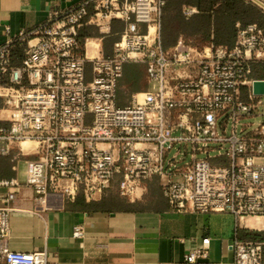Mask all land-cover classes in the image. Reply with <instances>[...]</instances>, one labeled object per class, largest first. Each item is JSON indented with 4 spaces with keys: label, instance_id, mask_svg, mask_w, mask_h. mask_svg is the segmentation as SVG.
<instances>
[{
    "label": "built area",
    "instance_id": "obj_1",
    "mask_svg": "<svg viewBox=\"0 0 264 264\" xmlns=\"http://www.w3.org/2000/svg\"><path fill=\"white\" fill-rule=\"evenodd\" d=\"M165 4L86 0L15 34L7 26L0 43V157L15 150L28 154L25 185L46 209L51 196L73 202L82 193L88 203L100 201L117 177L119 194L136 202L147 182L158 179L177 213H226L237 228L250 230L249 219L263 226L264 94L254 92V83L264 78L254 77L253 64L264 63V29L241 28L232 48L197 47L181 37L166 50ZM115 22L125 29L105 56L103 39ZM88 26L100 36L87 38L80 50L79 35ZM91 41L96 48L88 55ZM18 47L23 54L15 64ZM127 63L144 64L152 87L119 108L117 86ZM20 186L17 179L0 181L7 189L0 206V264H52L46 250L10 249V204ZM73 236L84 239L83 228L75 227ZM230 248L233 264H263L264 242L236 235ZM210 249L205 237L182 261L164 264H213Z\"/></svg>",
    "mask_w": 264,
    "mask_h": 264
},
{
    "label": "crops",
    "instance_id": "obj_2",
    "mask_svg": "<svg viewBox=\"0 0 264 264\" xmlns=\"http://www.w3.org/2000/svg\"><path fill=\"white\" fill-rule=\"evenodd\" d=\"M84 1L86 0H0V43L5 39L7 26L15 34L24 28L45 23L52 11L68 9ZM134 1L120 0L122 3ZM172 1L163 21L180 23L176 18L177 9V13L180 12L184 17V23H202L200 26L186 27V31L179 32L178 38L183 34L193 35V32L202 37L201 32L205 31L207 23L203 16L211 13L213 23V11L219 6L217 2L210 13H200V6L206 7L213 0H174L175 7ZM177 1L182 2V5L177 4ZM259 1L264 3V0ZM189 10L193 11L191 15L186 14ZM118 23L125 25L124 22H115L114 28ZM140 29L145 32L146 26L142 24ZM210 33L209 41L214 43L213 26ZM27 160L28 154L19 156L17 150L8 157L0 158V181L17 179L22 183V186L15 189L16 199L10 204L13 209L10 217L11 250H46L52 264H164L182 261L187 253L200 245L203 238L209 237V261L213 264L234 263L230 245L236 235L239 237V231L246 228H237L236 221L230 214L177 213L163 196L158 179L147 182V191L141 200L136 203L126 201L132 206L125 207L132 208L131 210H123L119 205V209L113 212L88 213L74 209L70 203L72 201L58 196L49 198L46 209L36 204L33 190L25 185ZM115 190L119 192V188ZM112 191L114 189H109L105 197ZM6 192L7 189L0 188V206L1 197ZM80 196L85 200L82 193ZM119 199L127 200L122 196ZM77 226L83 228L84 239L74 238L73 232ZM247 229L262 230L264 225H248Z\"/></svg>",
    "mask_w": 264,
    "mask_h": 264
},
{
    "label": "trees",
    "instance_id": "obj_3",
    "mask_svg": "<svg viewBox=\"0 0 264 264\" xmlns=\"http://www.w3.org/2000/svg\"><path fill=\"white\" fill-rule=\"evenodd\" d=\"M165 1L166 4L163 10L162 18V44L164 49L169 50L176 45L179 39V32L186 31V27H195L197 25L200 26V24L202 23H184V17L180 12L177 13V9L176 18L180 21V23H169L167 21H163V19L165 20L164 14L165 12L167 14V11L169 10V4L172 0ZM217 2H219V6L213 11L214 19L213 23H211L212 14L210 12L212 7ZM177 4L182 5V2L180 3L177 1ZM172 5H174V7L176 5V2L174 0L172 1ZM201 12H209L211 14H206L203 16L207 20V23H205V31L201 32L203 36L200 37L194 35L195 32H193L194 34L192 33L193 35L183 34L181 36L188 44H191L193 46L203 47L209 44H214L216 46H228L232 48L235 45L238 32L241 28L247 27L251 24H258L262 29H264V10L250 0H213V2H211L210 5L206 7L200 6V13ZM237 24H240V27H237ZM212 26L214 27V43H210L209 41L211 37L210 28ZM174 27H177L178 29H175ZM96 30L97 29L93 26H88L87 28L81 30L79 35L80 50H83L87 38H98L100 36L99 32ZM114 32L115 28L113 25L111 35L106 36L103 39V52L105 56H108V54H106L107 41L110 38L113 40L112 36L114 35ZM117 41L118 40L113 41V44ZM16 52L19 58L15 64H19L21 56L23 54V47L16 48ZM253 69L254 77L264 78V63H254ZM112 189H114V191H112V193L109 194L108 197H105L104 195L100 201L88 203L81 196H78L75 201L70 203L73 204L74 209H81L88 213L105 211L113 212L116 211V209H119V205L122 206L123 210L129 209L132 205H130V203H127L129 202L128 199H119L121 195L115 190L118 189V185H114ZM125 206H128L129 208H126ZM239 238L242 240L249 239L264 242V231L259 232L241 229L239 231Z\"/></svg>",
    "mask_w": 264,
    "mask_h": 264
},
{
    "label": "rangeland",
    "instance_id": "obj_4",
    "mask_svg": "<svg viewBox=\"0 0 264 264\" xmlns=\"http://www.w3.org/2000/svg\"><path fill=\"white\" fill-rule=\"evenodd\" d=\"M124 29H125V25L118 23V25L115 28L114 35L112 36L113 40L110 38L107 41L106 54H108V56H111L113 54V45H114L113 41L119 40L120 35L124 31ZM92 53L93 52L91 50V47H88L87 54L92 55ZM86 70H87L86 80L91 81L93 78L92 65L87 64ZM151 87L152 84L149 82V79L147 77L146 66L144 64H138V63H127L124 66L123 77L118 81L117 107L126 108L128 106H131L133 95L139 92H147L149 91V89L151 90ZM257 111L259 114L262 113L263 107H259ZM260 119H261L260 117H255L252 119V121L259 122ZM90 122L91 120L88 119L87 123L89 124ZM118 181L119 179L117 177L116 181L114 182V185H119ZM257 223L258 222L255 219H249L247 225H249L250 227L252 226L255 227Z\"/></svg>",
    "mask_w": 264,
    "mask_h": 264
},
{
    "label": "water",
    "instance_id": "obj_5",
    "mask_svg": "<svg viewBox=\"0 0 264 264\" xmlns=\"http://www.w3.org/2000/svg\"><path fill=\"white\" fill-rule=\"evenodd\" d=\"M251 1L264 9V3H262L261 1L259 0H251ZM254 92L256 94H264V82L254 83Z\"/></svg>",
    "mask_w": 264,
    "mask_h": 264
},
{
    "label": "bare ground",
    "instance_id": "obj_6",
    "mask_svg": "<svg viewBox=\"0 0 264 264\" xmlns=\"http://www.w3.org/2000/svg\"><path fill=\"white\" fill-rule=\"evenodd\" d=\"M88 46L89 47H92V48H96V43L95 42H93V41H91L89 44H88ZM23 147L28 151V149H30L31 148V146H30V144H28V143H25V144H23Z\"/></svg>",
    "mask_w": 264,
    "mask_h": 264
}]
</instances>
